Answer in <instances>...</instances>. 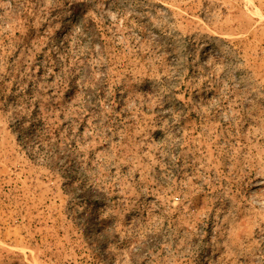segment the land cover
Returning <instances> with one entry per match:
<instances>
[{"label": "rangeland", "instance_id": "rangeland-1", "mask_svg": "<svg viewBox=\"0 0 264 264\" xmlns=\"http://www.w3.org/2000/svg\"><path fill=\"white\" fill-rule=\"evenodd\" d=\"M0 264H264V0H0Z\"/></svg>", "mask_w": 264, "mask_h": 264}]
</instances>
